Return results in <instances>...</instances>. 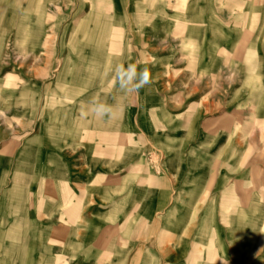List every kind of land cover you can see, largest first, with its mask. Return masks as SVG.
Listing matches in <instances>:
<instances>
[{
    "label": "rangeland",
    "instance_id": "obj_1",
    "mask_svg": "<svg viewBox=\"0 0 264 264\" xmlns=\"http://www.w3.org/2000/svg\"><path fill=\"white\" fill-rule=\"evenodd\" d=\"M220 1L208 34L198 25L197 0H0V191L8 201L14 187L46 183L21 167L23 145L54 146L70 115L86 116L92 129L118 137L124 155L113 179L133 170L137 184L145 174L190 187L199 166L200 174L218 170L237 180L247 202L230 210L232 262L247 252V261L264 264V0ZM134 5L151 15L131 24ZM206 35L215 37L216 56L200 68L194 46ZM121 63L147 67L152 83L121 91L114 79ZM93 98L111 105L112 116L89 113ZM209 122L232 124L235 137H246L232 143L248 150L245 161L236 151L230 165L215 161Z\"/></svg>",
    "mask_w": 264,
    "mask_h": 264
},
{
    "label": "crops",
    "instance_id": "obj_2",
    "mask_svg": "<svg viewBox=\"0 0 264 264\" xmlns=\"http://www.w3.org/2000/svg\"><path fill=\"white\" fill-rule=\"evenodd\" d=\"M220 2H196L198 25L207 27L208 34L210 28L214 31L211 16ZM147 15L151 14L136 5L128 14L131 24ZM209 37H200L194 46L200 68L216 56L215 37ZM232 48L231 57L238 46ZM66 123L69 126L54 146L31 140L17 154L21 167H31L29 174L45 177L46 183L42 190L31 183L14 187L11 193L17 195L10 196V202L0 191V264H233L230 210L244 209L242 202H247V196L243 200L237 194V180L218 170L200 174L199 166L190 187H168L167 177L145 174L137 184L133 170L113 179L124 155L118 137H105L102 128L92 129L86 116L70 115ZM208 124L217 142L215 161L227 159L230 165L235 151L241 154L239 162L247 159L242 144L235 143L232 149L237 139L246 140L235 137L232 124ZM36 167L43 173L36 174ZM173 193L191 194L192 199L177 202ZM212 193L217 195L210 197ZM152 195L160 200L152 201ZM246 226V218L241 219L240 235ZM247 255L240 254L238 264H259L247 261Z\"/></svg>",
    "mask_w": 264,
    "mask_h": 264
},
{
    "label": "clouds",
    "instance_id": "obj_3",
    "mask_svg": "<svg viewBox=\"0 0 264 264\" xmlns=\"http://www.w3.org/2000/svg\"><path fill=\"white\" fill-rule=\"evenodd\" d=\"M114 79L119 89L125 93L138 92L141 88L152 83L150 70L147 67L139 68L135 63L118 64L114 69ZM89 113L103 119L111 117L113 107L107 103L93 98L89 104Z\"/></svg>",
    "mask_w": 264,
    "mask_h": 264
}]
</instances>
